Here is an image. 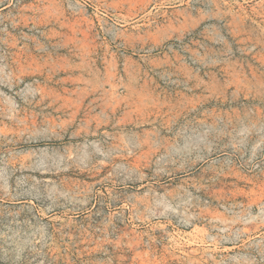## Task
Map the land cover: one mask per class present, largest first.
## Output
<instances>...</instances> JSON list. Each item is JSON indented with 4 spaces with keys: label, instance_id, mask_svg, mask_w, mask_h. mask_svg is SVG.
I'll use <instances>...</instances> for the list:
<instances>
[{
    "label": "rangeland",
    "instance_id": "374dc122",
    "mask_svg": "<svg viewBox=\"0 0 264 264\" xmlns=\"http://www.w3.org/2000/svg\"><path fill=\"white\" fill-rule=\"evenodd\" d=\"M0 264H264V0H0Z\"/></svg>",
    "mask_w": 264,
    "mask_h": 264
}]
</instances>
